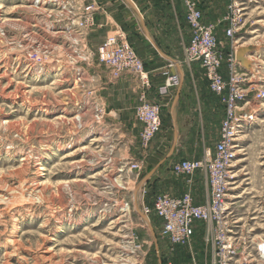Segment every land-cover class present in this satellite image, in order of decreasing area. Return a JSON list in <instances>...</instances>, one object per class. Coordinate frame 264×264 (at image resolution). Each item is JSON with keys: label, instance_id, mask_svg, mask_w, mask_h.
Instances as JSON below:
<instances>
[{"label": "rangeland", "instance_id": "obj_1", "mask_svg": "<svg viewBox=\"0 0 264 264\" xmlns=\"http://www.w3.org/2000/svg\"><path fill=\"white\" fill-rule=\"evenodd\" d=\"M207 1L204 21L217 26L227 78L229 55L251 50L252 72L239 71V93L256 119L238 142L227 221L236 242L257 248L264 241V0L247 2L234 39L226 33L231 0ZM83 3L94 4L0 0V264H207L205 225H196L190 245L173 246L162 238L152 206L167 194L163 180L175 163L214 152L225 113L213 107L205 115L192 102L188 114L185 104L174 109L171 101H155L163 107L162 129L145 147L136 109L144 92L154 101L146 88L109 100L112 81L137 76L114 79L100 62L98 48L108 37L93 45L91 28L81 26ZM127 11L126 20L140 21L133 8ZM129 101L134 116L113 112ZM173 115L179 143L171 154ZM137 163L141 170H131ZM137 205L144 215L151 209L150 225Z\"/></svg>", "mask_w": 264, "mask_h": 264}, {"label": "built area", "instance_id": "obj_2", "mask_svg": "<svg viewBox=\"0 0 264 264\" xmlns=\"http://www.w3.org/2000/svg\"><path fill=\"white\" fill-rule=\"evenodd\" d=\"M63 1V0H62ZM252 0H231L229 15L226 18L229 28L227 36L234 39L240 30V19L246 15L247 2ZM253 2V1H252ZM186 20L191 32L190 44L185 49V63L199 62L205 70L210 91L216 95L225 108L221 135L214 152L206 151L200 160H183L173 165L172 172L177 177H186L191 185L193 177L198 172H204L208 178L209 201L199 205L195 202L193 193L189 190L182 197L171 194L157 195L152 211L162 221V236L168 234V241L173 246L190 245L197 224L205 225L204 243L212 246L211 264H264V241L255 247L247 244L244 239L236 242L232 237L233 229L227 221L228 197L235 183L234 167L237 160L238 142L247 125L254 122L255 115L245 106V95L239 93V71L245 69L237 58L236 48L229 55V78L223 73L224 58L219 51L217 26L204 21L200 0H183ZM80 6V16L84 17L81 26L93 28L96 25L94 4ZM65 7V6H64ZM232 13V14H231ZM233 15V17H232ZM99 60L112 72V77L118 79L123 74H135L142 81L143 87H151L149 73L144 62L137 55L122 30L106 39L98 48ZM254 64V63H253ZM165 86L161 93L181 85L179 74L165 73ZM250 104V102H245ZM162 104L150 102L144 92L136 109V117L143 125L141 141L147 147L162 129ZM131 170L140 171L141 166L133 164ZM147 209L145 214L152 212ZM256 248V250H255ZM197 264L194 260L192 263Z\"/></svg>", "mask_w": 264, "mask_h": 264}, {"label": "crops", "instance_id": "obj_3", "mask_svg": "<svg viewBox=\"0 0 264 264\" xmlns=\"http://www.w3.org/2000/svg\"><path fill=\"white\" fill-rule=\"evenodd\" d=\"M133 1L144 17L145 27L151 39L147 36L146 29L142 22H140L141 20L138 21L137 18H134L135 21H130L131 17L129 14L127 15V8L131 7L130 5L127 4L124 6V1L113 5V0H93L96 7L94 14L96 25L90 31V39L93 45H100L114 31L117 29H124L131 46H133L137 55L142 59L145 69L149 73L151 80V87L147 89L149 100L162 103L171 101L174 109L181 103L185 104V109L188 111V114L192 111L191 109L194 108L192 102H195L199 108L203 110L205 115H208L213 107H216V109L220 108V111L225 113L224 105L221 103L220 99L210 91L202 64L199 62L188 64L184 61V51L190 44L191 32L186 20L183 0ZM206 1L207 0H202L201 2V9L205 19H207L206 16L209 12L208 7L210 3L208 1V3H206ZM123 18L125 20H130L124 21ZM168 70L171 73L180 75L181 85L176 89L169 90L167 94L162 95L161 91L167 79L165 73ZM223 73L226 75L225 70H223ZM103 77L104 79H108L107 75ZM115 81L116 80L112 81V86L110 85V88H108L114 93L113 97L109 95V100L120 94L122 98L126 99L133 90L135 92H143L144 90L142 82L135 76H126ZM189 85H193V90L189 89ZM127 103L129 104L116 103L113 112L135 115L134 102L129 101ZM173 121L176 132L171 154L175 151L174 147L176 148L179 143L178 129L174 115ZM170 155L168 157H170ZM152 172L151 175L155 173V171ZM163 185L165 186V193L175 197H182L191 190L197 204L203 205L209 201L208 178L204 172L196 173L191 185L187 182L186 177H177L174 174L163 180ZM162 238L169 242L165 237L162 236ZM203 246L206 255L207 251L209 253V256H207L209 262L207 264H210L213 251L212 246L209 248L205 243ZM190 262L191 261L183 263Z\"/></svg>", "mask_w": 264, "mask_h": 264}, {"label": "water", "instance_id": "obj_4", "mask_svg": "<svg viewBox=\"0 0 264 264\" xmlns=\"http://www.w3.org/2000/svg\"><path fill=\"white\" fill-rule=\"evenodd\" d=\"M125 3H124V6H126L127 4L130 5L135 11L136 13L138 14L143 26L145 27V22H144V17L143 15L141 14L139 8L137 7V5L135 4V2L133 0H123ZM146 29V32H147V36L149 37V39H151L148 31H147V28L145 27ZM251 53V50L249 48H246V47H242L238 50V53H237V58H238V61L241 63V65L244 67V68H247L249 69L250 68V62L249 60L247 59V55ZM149 177H147L144 181H147ZM139 212V211H138ZM140 215L149 223V225L151 224L150 222V219L146 216V215H143L141 214V212H139ZM153 230V229H152ZM165 239H169L170 236L168 234L164 235Z\"/></svg>", "mask_w": 264, "mask_h": 264}, {"label": "bare ground", "instance_id": "obj_5", "mask_svg": "<svg viewBox=\"0 0 264 264\" xmlns=\"http://www.w3.org/2000/svg\"><path fill=\"white\" fill-rule=\"evenodd\" d=\"M43 1L46 2V0H43ZM253 2H254V1H253ZM46 5H47V3H46ZM0 26H1V25H0ZM241 137H242V135L240 136L239 141H240ZM238 148H239V147H238ZM72 155H74V153H73ZM72 155H71V156H72ZM71 156H67V157L69 158V157H71ZM25 161H26V160H25ZM142 202H143V201H142ZM143 207H144V206H143ZM137 209H138L139 212H141V207H140L139 205H137ZM143 213H144V212L142 211L141 214H143ZM143 215H144V214H143ZM147 224L149 225L148 222H147Z\"/></svg>", "mask_w": 264, "mask_h": 264}]
</instances>
